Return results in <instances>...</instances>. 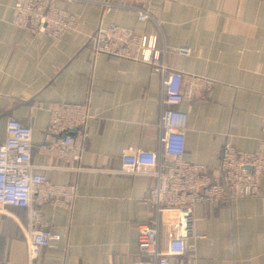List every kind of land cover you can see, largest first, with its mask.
Returning a JSON list of instances; mask_svg holds the SVG:
<instances>
[{
  "label": "crops",
  "instance_id": "1",
  "mask_svg": "<svg viewBox=\"0 0 264 264\" xmlns=\"http://www.w3.org/2000/svg\"><path fill=\"white\" fill-rule=\"evenodd\" d=\"M106 0H60L81 20L78 34L61 42L33 37L13 26L15 0H0V143L10 118L33 130V164L59 186L74 187L70 210L38 205L61 240L31 261L29 210L0 212V264H136L139 227L156 220L145 200L154 176L120 173L121 156L158 152L162 78L143 63L95 56L90 37L99 27L122 25L154 34L136 14L103 9ZM169 49L167 66L213 82L197 87L189 114L185 158L217 173L223 148L259 147L264 118V0H153ZM55 103L87 104L90 119L79 163L42 151ZM71 167V168H70ZM262 195L230 206L198 205L189 242L197 264H264ZM164 223L173 217L164 215ZM202 236L195 241L192 234Z\"/></svg>",
  "mask_w": 264,
  "mask_h": 264
},
{
  "label": "built area",
  "instance_id": "2",
  "mask_svg": "<svg viewBox=\"0 0 264 264\" xmlns=\"http://www.w3.org/2000/svg\"><path fill=\"white\" fill-rule=\"evenodd\" d=\"M59 1L15 0L11 9L13 26L33 37L56 42L78 34L80 18L61 8ZM97 4L103 9L132 12L141 24H153L156 28L154 34H136L131 28L111 24L99 27L90 37L95 56L143 63L162 78L159 151L137 150L121 156V174L156 178V186L145 202L157 218L152 226L139 227L141 260L136 264H197L196 248L188 237L193 227L194 208L198 205L225 207L262 195L264 118L256 151L243 152L227 143L217 173L188 161L185 153L189 114L183 111V105L193 100L198 86L211 91L213 82L185 76L167 66V55L175 50L167 46L162 26L153 15V0H106ZM89 119L87 104H53L42 151L70 164L79 163ZM32 150V128L10 118L7 139L0 143V212L14 216L13 212L18 209L29 210L24 245L28 246L34 261L44 249L61 240L34 206L47 204L55 210H70L77 191L74 187L56 185L46 175L37 173ZM164 215L172 216L174 221L162 222ZM192 238L198 241L202 236L193 233Z\"/></svg>",
  "mask_w": 264,
  "mask_h": 264
}]
</instances>
